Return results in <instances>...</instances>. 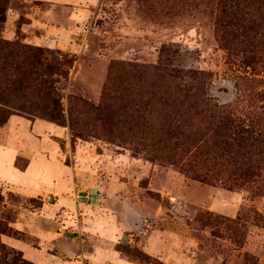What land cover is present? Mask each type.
Segmentation results:
<instances>
[{
  "label": "rangeland",
  "instance_id": "374dc122",
  "mask_svg": "<svg viewBox=\"0 0 264 264\" xmlns=\"http://www.w3.org/2000/svg\"><path fill=\"white\" fill-rule=\"evenodd\" d=\"M252 2L0 0V264H264Z\"/></svg>",
  "mask_w": 264,
  "mask_h": 264
},
{
  "label": "crops",
  "instance_id": "0c3cea01",
  "mask_svg": "<svg viewBox=\"0 0 264 264\" xmlns=\"http://www.w3.org/2000/svg\"><path fill=\"white\" fill-rule=\"evenodd\" d=\"M14 160H15V155L12 153V151L10 152V150H5L0 145V181H4V178L2 175L3 172H7V171L14 172V171H16L15 168L13 167L14 166ZM34 164H35V162L31 161L27 170L24 172H21V173L29 172Z\"/></svg>",
  "mask_w": 264,
  "mask_h": 264
},
{
  "label": "trees",
  "instance_id": "16d2710c",
  "mask_svg": "<svg viewBox=\"0 0 264 264\" xmlns=\"http://www.w3.org/2000/svg\"><path fill=\"white\" fill-rule=\"evenodd\" d=\"M237 6H240V5H237ZM248 8H249V12H251V11H260V10H264V6H260V5H258V3L256 2H252L249 6H248ZM4 69H5V67H3ZM17 69H18V71L19 72H21L22 71V68H21V66H18L17 67ZM1 72L3 73L4 72V70L1 68ZM0 78H2L1 76H0ZM5 79V78H4ZM24 80H28V78H16L14 81H12L11 82V86H13V87H15V88H17L18 86H20L23 82H24ZM49 117H51L52 119H57V120H60V118H61V113L60 114H51Z\"/></svg>",
  "mask_w": 264,
  "mask_h": 264
}]
</instances>
